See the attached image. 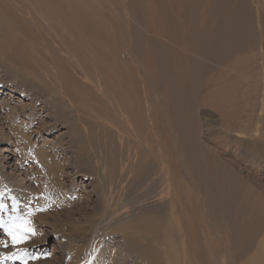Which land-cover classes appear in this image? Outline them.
I'll return each instance as SVG.
<instances>
[{
  "label": "bare ground",
  "instance_id": "obj_1",
  "mask_svg": "<svg viewBox=\"0 0 264 264\" xmlns=\"http://www.w3.org/2000/svg\"><path fill=\"white\" fill-rule=\"evenodd\" d=\"M128 1V11L133 16L132 10L136 0ZM158 1L161 0H149V3H155H153L155 7L147 5L144 12L142 11L144 5L140 4L143 15L137 16L135 20L147 33L156 36L158 40L163 39L162 48L165 52L159 59L152 55L151 50L145 53L140 51L139 45L142 40L139 35L136 41L138 51L136 54L133 53L132 41L130 42L127 31L119 26L118 16H109L110 12L101 0L84 2L82 0H0V44H2L0 51L7 57L8 52L15 51L18 45L15 51L19 53L18 58L8 57L7 60L12 63L18 62L24 73L26 72L25 75L31 76L39 89V93L30 98L33 102L30 108L21 106L13 109L8 105L4 107L10 127L9 134L5 137L12 135L16 140L11 142L10 146L21 152L22 156L30 154L27 152L29 147L22 144L19 133L22 129L27 130V125L31 126L34 122L31 115L35 114V105L39 103L44 106L40 108L42 111L45 108L49 112L44 117L53 114L55 118L53 123L65 122L69 132L78 128L86 132L88 137V127L93 126L106 133L102 134L104 145L108 150L106 162L100 164V161L95 164L93 170L97 169V178H99L97 182L105 178L107 184L102 185L97 200L93 202L91 198L85 199L86 207L93 209L94 220H91L90 226L84 231L85 234H89V240L82 250V256L76 258L79 254L74 253L75 257L69 264H178L180 248H183L182 261L185 262L188 260L185 250L186 235L197 237L199 234L195 222L196 216L200 213L198 204L208 221L206 225L213 218H217L220 226L213 223L218 236H223L226 229L231 227L238 238L237 242L234 240L235 244L239 241L244 242L242 231L245 221L241 211H235L234 215L235 217L239 215L238 219L231 218L228 214L231 209L229 201L220 200L214 205L207 200L210 185L206 181H203L205 190L199 201L197 185L186 184L179 176L177 167L182 162H177L179 158H182L183 165L186 166L187 163L191 167L196 166L200 161V157L196 156L197 151L193 150L200 148L194 141L192 123L190 124L187 118L185 122L183 116L182 120L177 122L174 131L179 138L177 153L168 154L171 164L166 158L165 143L167 142L166 146H169L172 137L157 120L153 111V95L148 77L145 76L147 73L144 75L142 71L148 65L151 75L158 82V87L164 91L165 97L172 94L174 96L172 100L177 103L179 86H184L186 81L176 73L177 68L183 67L180 66L182 55L174 50V47L184 51L194 48L196 37H207L209 41L206 43L212 48L220 47L226 43V37L233 32L215 25L217 30L213 33L215 27H212V23L230 21L232 19L230 17L235 15H231L232 10L234 12L242 9L251 10V8L263 10L264 0H188L187 6L205 8L208 11L206 12L209 16L208 21H212L209 28L211 31H203L202 36H197L200 34L198 31L195 34L196 28L192 26L187 27V30L192 31L193 34L184 36L181 33L183 27L180 28L176 21L179 11L175 9L172 0H163L160 3ZM106 2L109 5V1ZM119 2L115 0L116 6L112 5V8L110 6L111 14L113 10L121 8ZM233 20L237 23V20ZM234 29L242 31L238 23ZM121 30L124 32L118 38L116 33ZM211 37L213 46L210 42ZM154 41L157 44V41ZM152 45L153 43L151 48ZM25 47L45 53L41 58H37L30 52L21 51ZM131 67L134 69L133 73ZM134 73H138L140 77L139 94L137 90L131 89ZM2 91L0 88V93ZM9 94V97H13L11 93ZM143 110L146 118L143 116ZM18 114H29L28 117L31 119L27 122L21 121L20 131L14 132V121ZM234 116L227 114L225 117L233 119ZM179 118L181 119V116ZM75 122L81 126L78 127ZM114 139L116 140L113 141ZM18 142L21 144H17ZM65 144L69 145L67 142L61 145ZM172 145L174 146L173 143ZM7 148L2 147L0 154L8 153L10 150ZM8 154L2 155L1 159L8 161ZM35 155L38 163L35 172L39 176L52 172L53 163H58L55 158L40 150H37ZM23 161L24 159H17L16 163L21 164ZM199 166L201 168L196 169L198 173L210 174L211 177L217 175L216 173L213 175L211 169H206L209 168L207 164H199ZM0 168L3 167L0 165ZM81 174H83L82 170L73 169L72 177L77 178ZM1 177L3 180L0 181V233L5 237L1 238L0 256L2 255L5 261L16 260L21 264H36L34 260L27 259L26 253L18 248L20 242L14 241L13 236H20L23 225L19 227V223L22 224L25 216H29L28 213L33 208L42 207L44 204L42 196L46 193L39 192L38 201L35 202L31 194L30 197L27 187L15 184L13 178L8 184L9 179L5 174L0 173ZM51 177L53 179V175ZM71 182L74 184V180ZM73 184L62 191L65 200L77 198L76 190L73 191L72 188ZM113 191L126 192L129 197V200H126L127 204L119 206L114 203L110 197ZM1 197H4L3 201ZM146 203H150L151 206ZM120 224L133 225L123 230L124 235L120 240L111 239L112 246L108 249L101 246L92 252V240L104 238L108 231L114 230V227ZM205 228L208 230L207 226ZM42 232L40 230V233ZM25 234L24 232L23 235ZM40 235L42 238L46 237V234ZM228 245L227 238H218L216 242L212 238L208 241L204 239L198 244V249L208 253L204 264H216L217 261L223 260ZM263 245L264 242L257 248L262 249ZM6 247L9 249H5ZM31 251L32 249L29 252ZM263 257L264 254H258L255 259L260 260Z\"/></svg>",
  "mask_w": 264,
  "mask_h": 264
},
{
  "label": "rangeland",
  "instance_id": "obj_2",
  "mask_svg": "<svg viewBox=\"0 0 264 264\" xmlns=\"http://www.w3.org/2000/svg\"><path fill=\"white\" fill-rule=\"evenodd\" d=\"M101 1L110 12L109 16H118L119 26L127 31L128 38H130V42L132 41L134 54L138 51L136 41L137 35H139L142 40L139 45L140 51L145 53L147 50H151L154 57L158 59L163 57L165 52L162 48L163 39L159 38L161 40L159 41L156 36L147 33L135 20L137 16L143 15L142 11L148 7L147 5L155 7L154 2L153 4L149 3V0H144L143 4V0H136L138 6L135 4L132 16L128 11V0H119L121 8L113 10L112 14L109 8L110 6L112 8V5L116 6L115 0H108L109 5L106 0ZM187 1L172 0L175 9L179 11L176 21L180 28L183 27L181 33L184 36L193 34L192 31L187 30L189 26L196 28L194 33L196 34L198 31L200 34L197 36H202L203 31H211L209 28L212 21H208L209 16L206 14L208 11L202 7L189 5L190 9L187 6ZM140 4L144 5L143 9ZM232 12L231 15H235L230 17L232 19L229 18L230 21L237 20L242 31L234 29L237 23L234 22L233 25V22L230 23L229 20L212 23V27L218 25L222 29H230L234 34L228 35L226 43L220 47L213 46L212 37L210 42L214 48L206 43L209 41L207 37H196V41L193 43L194 48L187 51L174 47V50L179 51L178 53L182 55L180 66L183 67L182 69L177 68L176 73L186 81L184 86H179L177 103L172 100L174 98L172 94L169 96L167 94L168 97H165L164 91L158 87V82L151 75L148 65L142 71L144 75L147 73L145 76L148 77L153 95V111L157 120L172 137L169 146H166L167 142L165 143L166 158L169 163L172 162H170L168 154L177 153V147H179L177 144L179 138L174 131L177 122L182 120L183 116V120L186 122L187 118L193 126L194 141L200 148L199 150L193 149L197 151L196 156L200 157L198 163L200 165L207 164L209 168L206 169H211L212 174L217 175L211 177L210 174L198 173L196 169L201 168L199 164L191 167L185 161L186 167L182 164V158H179L177 162L182 161L177 167L179 176L186 184L197 185L199 201L205 190L203 181H206L210 185L208 187L210 194L207 196V200L214 205H217L220 200L229 201L231 204V209L228 211L229 217L234 218L235 211L240 210L245 221L242 231L244 242L239 241L235 244L234 240L237 242L238 238L231 227L226 229L223 236H218L214 225V223L219 225L217 218H213V221L210 220L206 225L208 221L198 204L197 208L200 213L196 216L195 222L199 234L197 237L186 235L185 250L188 260L182 261L183 248H180L178 264H204L208 253L203 249H198V244L202 243L204 239L208 241L211 238L215 242L218 238L229 239L226 257L217 261L216 264H264V257L260 260L255 259L258 254H264V245L262 249L257 248L264 242V9L254 10L251 8V10L242 9L235 10V12L232 10L230 13ZM216 30L215 27L213 33ZM37 32L41 34L38 30ZM123 32L122 30L117 32L116 36L120 38ZM151 43H153L152 48ZM169 45L173 47L171 44ZM15 51H9L7 57L0 51V88L3 90L0 93V150L2 147H8L7 149L10 150L9 154H0V165L3 167L0 168V173L8 176V184L13 178L15 184L27 187L29 195L33 196L35 202L38 201L37 194L39 192L46 193L42 196V202H44L42 207L33 208L29 211V216H25L22 224L19 223V227L23 225L22 230L23 228L29 230L25 231L26 234L22 243H18V248L26 253L28 260H34L36 264H69L75 257L74 253L79 254L76 258L82 256V250L89 240V234H85L84 231L90 226L91 220H94L93 209L86 207L85 199L91 198L93 202L97 200L102 185L107 184L105 178L97 182L99 179L97 178V169L93 170L95 164L100 161V164L106 162L108 150H106L107 146L104 145V137H102V134L106 133L93 126L88 127V137H86V132H82L78 128L69 132L65 122L60 123L61 125L53 123L55 119L53 114L44 117L49 112L45 108L42 111L40 108L44 106L39 103L35 105V114L31 115L34 122L31 123V126L27 125V130L20 131L19 126L21 121L27 122L31 119L28 117L29 114H18L14 121L13 131H20L21 142L29 147L27 152L30 154L22 156L21 152L10 146V143L16 142V140L12 135H9L8 138L5 137L9 134L10 127L8 114L4 107L8 105L14 109L23 106L28 109L33 105L30 100L31 96L39 93L37 83L32 80L31 76L25 75L26 72L24 73L22 66L18 62L12 63L7 60L8 57L18 58L19 53ZM21 51L30 52L37 58H41L45 53L32 51L30 47H25ZM35 63L38 62L35 61ZM152 66H154L153 63ZM133 71L134 69L131 67V72L133 73ZM153 72H155L154 69ZM138 77V73L133 74L134 83L131 89L132 91L137 90L139 94L140 77ZM9 93L13 97H9ZM139 103L142 107L141 102ZM227 114L235 115L234 117L236 119L238 117V121L235 118H233L234 120L227 119L225 117ZM143 116L146 118L144 110ZM75 123L77 126L79 125L78 127L81 126L77 122ZM21 142L17 144H21ZM63 142H67L69 145H61ZM56 145L58 146L55 147ZM111 149L113 150V147ZM37 150L48 153L58 161L57 164L53 163L52 172L45 176L40 175L41 177L35 172L38 169L35 159ZM7 154L8 161H3L2 155ZM17 159H24V161L17 164ZM73 169H80L83 174L73 178ZM43 178L46 179L43 180ZM2 180L1 177L0 181ZM72 180H74V184L71 182ZM70 184H73L72 188L73 191L76 190L77 198L65 200L62 191ZM110 197L119 206L127 204L129 200L126 192L120 191L111 192ZM3 199L4 197H1L2 201ZM147 205L151 206L150 203ZM230 214L234 216L232 217ZM235 218L238 219L239 215H236ZM131 225L133 224H120L114 227V230L108 231L104 238L98 240L94 238L92 252L101 246L108 249L109 246H112L111 239L120 240L124 235L123 230ZM205 226L208 227V230ZM40 230L44 235L46 234V237L42 238ZM0 234V242H2L1 238L5 236ZM111 235L113 236L110 238ZM5 249H9V247ZM31 249L32 251L29 252ZM53 251L55 253L52 254ZM1 256L0 264H21L16 260L5 261ZM219 256L221 255L219 254ZM133 259L132 257V261Z\"/></svg>",
  "mask_w": 264,
  "mask_h": 264
},
{
  "label": "snow or ice",
  "instance_id": "obj_3",
  "mask_svg": "<svg viewBox=\"0 0 264 264\" xmlns=\"http://www.w3.org/2000/svg\"><path fill=\"white\" fill-rule=\"evenodd\" d=\"M29 229H23L22 231H21V234H20V236L19 237H17V236H13V239H14V241H19V242H22L23 241V238H24V235H23V233L25 232V231H28Z\"/></svg>",
  "mask_w": 264,
  "mask_h": 264
}]
</instances>
